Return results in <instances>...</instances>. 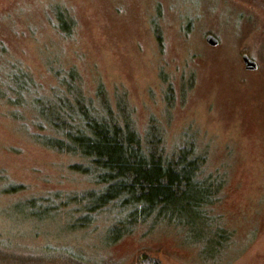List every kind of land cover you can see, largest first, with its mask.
Listing matches in <instances>:
<instances>
[{
  "label": "rangeland",
  "instance_id": "obj_1",
  "mask_svg": "<svg viewBox=\"0 0 264 264\" xmlns=\"http://www.w3.org/2000/svg\"><path fill=\"white\" fill-rule=\"evenodd\" d=\"M70 71L87 102L157 134L166 152L192 145L202 175L223 180L208 214L129 226V210L109 206L84 221L77 198L99 186L80 157L38 139L54 132L34 106ZM16 74L29 82L19 104ZM144 256L264 264V0H0V264Z\"/></svg>",
  "mask_w": 264,
  "mask_h": 264
},
{
  "label": "trees",
  "instance_id": "obj_2",
  "mask_svg": "<svg viewBox=\"0 0 264 264\" xmlns=\"http://www.w3.org/2000/svg\"><path fill=\"white\" fill-rule=\"evenodd\" d=\"M13 77L16 85L10 100L19 104L29 82L21 74ZM60 80L62 87L52 101L37 98L34 103L54 132L38 139L80 157L77 169L99 186L77 198L76 203L83 204L84 221L109 206L129 210V226L149 214H208L202 209L219 199L223 180L202 175L204 158L195 155L191 144L168 153L157 134L143 138L107 104L100 110L87 102L74 72ZM136 264L162 262L144 256Z\"/></svg>",
  "mask_w": 264,
  "mask_h": 264
},
{
  "label": "water",
  "instance_id": "obj_3",
  "mask_svg": "<svg viewBox=\"0 0 264 264\" xmlns=\"http://www.w3.org/2000/svg\"><path fill=\"white\" fill-rule=\"evenodd\" d=\"M206 42L212 46H216L218 44V40L211 34L206 36ZM242 60L246 70L248 71L258 70V63L255 60H253L248 54L246 53L243 54Z\"/></svg>",
  "mask_w": 264,
  "mask_h": 264
},
{
  "label": "flooded vegetation",
  "instance_id": "obj_4",
  "mask_svg": "<svg viewBox=\"0 0 264 264\" xmlns=\"http://www.w3.org/2000/svg\"><path fill=\"white\" fill-rule=\"evenodd\" d=\"M243 56V55H242Z\"/></svg>",
  "mask_w": 264,
  "mask_h": 264
}]
</instances>
